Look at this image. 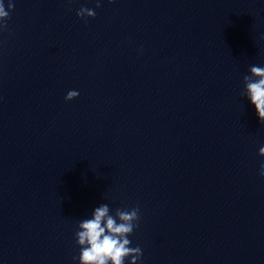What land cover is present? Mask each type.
I'll use <instances>...</instances> for the list:
<instances>
[{
    "label": "clouds",
    "instance_id": "9594fccd",
    "mask_svg": "<svg viewBox=\"0 0 264 264\" xmlns=\"http://www.w3.org/2000/svg\"><path fill=\"white\" fill-rule=\"evenodd\" d=\"M109 2L111 3L112 0ZM100 6V0H96V7ZM14 7L12 0H9L7 9L4 0H0V30L7 28V20ZM76 15L78 18H85L86 22L87 18H94L96 13L93 9L81 7ZM250 71L254 77H259V79L249 80L247 76L244 77L248 97L255 107L259 121L264 123V67L253 65ZM78 95V91L70 90L65 96V100L71 101ZM259 154L264 155V147L260 148ZM260 174L264 176V164H261ZM108 212V206L102 205L95 209L92 219L80 223L79 227L82 231L76 233L77 243L82 246L79 256L80 264H107L109 260L112 261V264H124L126 257L131 258L129 264H137L142 257V250L139 246L130 247L132 242L128 237L138 226L139 209H118L117 216L120 221H123L122 223H117L113 217L108 216ZM105 217H107L106 223L102 227L101 221Z\"/></svg>",
    "mask_w": 264,
    "mask_h": 264
}]
</instances>
